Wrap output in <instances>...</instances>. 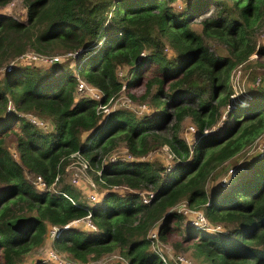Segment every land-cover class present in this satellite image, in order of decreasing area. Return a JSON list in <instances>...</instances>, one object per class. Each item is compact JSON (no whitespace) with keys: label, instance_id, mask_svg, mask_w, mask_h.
<instances>
[{"label":"trees","instance_id":"trees-1","mask_svg":"<svg viewBox=\"0 0 264 264\" xmlns=\"http://www.w3.org/2000/svg\"><path fill=\"white\" fill-rule=\"evenodd\" d=\"M22 1L21 20L2 11L13 0H0L1 264H21L45 244L50 226L59 231L48 246L71 261L85 264L118 250L127 264H173L153 250L150 234L155 230L164 242L174 227L187 225L190 216L171 211L182 202L220 231L188 224L187 238L197 241L175 244L177 250L192 249L201 263L264 264V147L245 157L233 178L207 190L219 170L226 174L225 164L264 136V86L240 94L230 85L251 55L264 57V45L256 43L264 0H185L181 10L173 9L176 0ZM194 19H201V33ZM209 41L223 52L210 51ZM29 50L63 60L10 65ZM143 80L144 94H129ZM80 81L101 100L75 97ZM123 87L129 103H141L148 114L128 106L100 110L113 107ZM29 115L50 122L51 131L31 124ZM187 122L191 146L183 138ZM119 144L136 160L167 146L175 155L171 170L160 160L108 162L94 181L106 192L92 206L79 201L83 184L69 181L55 191L72 154L80 152L91 166ZM37 178L46 190L35 188ZM120 185L132 191L113 192ZM149 187L155 193L145 205L140 193ZM88 213L97 232L62 229Z\"/></svg>","mask_w":264,"mask_h":264},{"label":"rangeland","instance_id":"rangeland-1","mask_svg":"<svg viewBox=\"0 0 264 264\" xmlns=\"http://www.w3.org/2000/svg\"><path fill=\"white\" fill-rule=\"evenodd\" d=\"M185 6V0H176L173 3V9L176 10H181L183 7ZM4 13H8V14H12L14 15L16 18L18 19H24V13H25V6L22 0H13V2L8 3L7 5H5L2 8ZM193 22V27L197 30L198 33H201V19H195L192 21ZM256 43L259 46L264 45V24L261 25V28L258 30V32L256 33ZM208 47L210 48V51L213 52H223L221 51L219 45H217L215 42H211L209 41L208 43ZM100 43L94 48V49H98L100 47ZM27 52H32V51H27ZM167 54V53H166ZM71 56H65V58L67 57H71V58H75L77 57V55L75 54H70ZM74 55V57L72 56ZM170 56H173L172 54ZM169 56V57H170ZM63 60V58H61V61ZM11 64H24V65H31V66H36V67H42L41 65H45V64H41V63H26L24 61H19L18 58L16 60H14ZM47 66V65H46ZM147 67V65L145 66ZM74 70V68L72 69ZM4 74H5V68L3 67L2 69H0V84L2 83L3 79H4ZM251 77L254 78L251 82ZM144 84H145V80H143L142 82H139L138 84H136V86L134 88H131L129 92V94L134 95L135 97H139L141 95L144 94ZM230 85H231V89L234 92H240L244 94H246L248 88H252V87H257V85H259L258 87L260 88L261 86H264V57H257L255 54L251 55V57L249 58V60L245 63V65L243 67H238L236 72H233L230 78ZM81 95H79L78 93H75V97H79ZM89 97V96H87ZM141 103H136V105H132L129 103L128 99H127V94L125 95V90L123 91L121 97L118 99V102L113 106L110 107V109H108L104 114H107L109 112H111V110H115L117 108L123 107V106H128L133 108L134 110L139 111V107L138 105H140ZM245 105V104H244ZM149 106V105H148ZM10 109H12V105H10ZM141 111H143V115L144 114H148V109L146 108H140ZM147 110V111H146ZM28 121L37 126L38 128L42 129V131L44 132H50L51 128H52V124L50 122H44V125L41 123V121H39L35 115H29L27 116ZM223 120V117H222ZM190 122H187L184 126L183 129V138L185 139V141L191 146L194 142H195V137L194 134L191 133V131L189 130V128L191 127ZM86 136H84L85 138ZM6 144L9 147V151L13 154V156H16V150H15V143H14V139L13 138H8L6 140ZM264 147V136L262 137L261 140H259L258 142L255 143V145L250 148L249 150L245 151L244 153H242L241 155L237 156L236 158L232 159L229 163L225 164V168L227 169L226 174L230 171V169H234L235 167H237V165H240V163H243V159L247 156L250 155H257L259 153L262 152ZM160 148L153 150L151 153H148L146 155V157H144L143 159H134L135 161H140V162H153L155 160H160L164 166L166 165V160L163 156L162 153H157L156 151L159 150ZM128 153L126 151L125 145L124 144H119L115 149H113L112 151H110L108 154H106V156L104 157H99L100 162H96L95 164H91L90 168L91 171L88 173L86 172V178L83 179L82 183L83 185L88 187V180L91 179L93 181H95V176H100L101 175V169L102 167L108 163V162H115L118 160H123V161H131L128 158ZM85 158V157H84ZM85 160L89 163V159L87 160L85 158ZM132 160V161H133ZM70 162H68L69 165ZM68 165L65 167V169L68 167ZM90 165V164H89ZM242 165V164H241ZM167 168V167H166ZM238 170H235L236 172L232 173L231 175H229L227 177V179L232 178V175H236L239 171L242 170V167H237ZM65 169L63 170V174L60 176V181H58L56 187H55V191L59 190V188L64 185V184H68L70 185L69 181L70 179V172H66ZM224 170V168H223ZM223 170H219L208 182L207 185V190L208 192L214 187V188H218L217 185L219 186V182L222 181L224 179V177L226 176V174L223 172ZM221 179V180H220ZM95 183V182H94ZM100 183V182H99ZM103 184V183H101ZM81 186V189L86 190L85 195L82 196L81 194H79V201L90 205V201L88 199V195L89 193L87 192V188H84L85 186ZM96 185V189L98 191V200L100 201V193L103 192L105 193L106 190H101V188L99 187V185L97 183H95ZM71 186V185H70ZM1 189V186H0ZM111 189L113 190V192L116 193H122V192H126L129 191L131 192L132 190L126 186L120 185V186H112ZM101 191V192H100ZM144 192H151L152 194H154V188L153 187H149L147 190H145ZM99 201L94 204H98ZM92 204V205H94ZM90 205V206H92ZM200 210V209H199ZM183 225L181 226V228L179 230H177L174 227V231L170 232L169 234L166 235L165 241L164 242H158V244H156V246L154 247L156 249V251H159L160 254H162L167 260L168 262H172L173 264H176L174 260L177 259V257L182 256L184 257L186 260H188L190 262V264H211L209 261L205 260L206 262L201 263V260H196L193 257V250L189 249L186 252H183L181 250H177L174 246L175 244H180L182 247H188L190 246L193 242H196V239H188L187 237V232H186V226L188 225ZM173 227V225H172ZM188 227H191L188 225ZM71 228L74 229H79L82 230L84 232H87L88 234H91L92 231H89L86 229V227L84 226V224L80 223L77 225L72 226ZM224 231H226L224 229ZM50 243L45 241V244L47 247L42 246L40 249H38L36 252L31 253L30 255H28L21 264H36L38 260L48 264V251L49 250H53L52 248H50L48 245ZM153 248V247H152ZM113 255H119L123 261L121 262V264H127V260H125L120 251H116L115 253L111 254V255H104L101 256L97 261H89L88 264H103L107 261H109L110 257ZM66 260H68V258L66 257ZM200 261V263H199ZM98 262V263H95ZM0 264H1V260H0ZM178 264V263H177Z\"/></svg>","mask_w":264,"mask_h":264},{"label":"built area","instance_id":"built-area-1","mask_svg":"<svg viewBox=\"0 0 264 264\" xmlns=\"http://www.w3.org/2000/svg\"><path fill=\"white\" fill-rule=\"evenodd\" d=\"M67 55L71 56L70 54H67ZM75 55H78V54H75ZM72 56L74 57V55H72ZM61 58H63V57H60V56L47 57V56H41V55L35 54L33 52H28L25 55L20 56L18 58V60H22L26 63L49 64V63L60 62ZM124 89L125 88L123 87L122 90H124ZM77 93H80V94L88 93L91 99L96 100V101L101 100V95L99 94V92H96V90L88 87L85 83H83L81 81L79 82V84L77 86ZM141 107L146 108V106H144V105ZM141 107H139V110ZM100 110H102L105 113L108 110V108L107 107H100ZM142 112L143 111L140 110V113H142ZM42 124L44 125L43 122H42ZM189 130L191 131L192 134H194L193 128H189ZM156 152L163 154V156L166 160V167H167L166 172H169L171 170V166L173 165L175 155L170 150V148L167 146L161 147ZM128 158H129V160H133V158L131 156H128ZM65 171L70 172L71 184L76 186V185H80L82 183L83 179L86 178V172L89 173L91 171V168H90L89 163L85 160L84 156L80 152H75L74 154L71 155L70 163H69L68 167L65 169ZM234 172L235 171L230 170L222 181L228 180L227 177ZM233 177H234V174L232 175V178ZM56 181H57V179H56ZM33 184L35 185V188L38 191L46 190V186L40 178H37ZM88 184H89L88 185L89 186L88 199L90 201V205H92L95 202L99 201L98 200V191L96 189V185H95L93 180L89 179ZM53 185H55V183ZM52 189H54V187H52ZM152 198H153V194L151 192L140 193V200H141L142 204L146 205V204L150 203ZM171 211H176L177 213L182 214L183 216H190L191 219L189 220L188 224L192 227L203 228V229L205 228L206 230L211 231V232H219L220 231V226H211L209 224V222L206 219L204 212L202 210L191 209L188 207L186 202L180 203L176 207L172 208ZM80 223L84 224V226L86 227L87 230L97 232V226L91 220V214L90 213H88L87 216L84 217L83 219L74 220V221L68 223L62 229H69L72 226L80 224ZM58 231H59L58 227L50 226L47 230V235H46L47 241L46 242H50V243L54 242L55 239L57 238ZM150 240L152 242L153 250L156 251V249L154 247L156 246V244H158L159 241H158L157 233L155 230L150 234ZM156 252H158L160 254L159 251H156ZM161 258H162L163 262L166 261V259L163 256H161ZM48 261H49V263H53V264H83L80 262L71 261L69 259L66 260V257L63 254H59V253L55 252L54 250L48 251ZM122 261H123V259L119 255H113L110 257L109 261H107L103 264H121ZM176 261L178 264H190V262L182 256L177 257ZM95 263H98V262H95ZM85 264H88V263H85Z\"/></svg>","mask_w":264,"mask_h":264}]
</instances>
